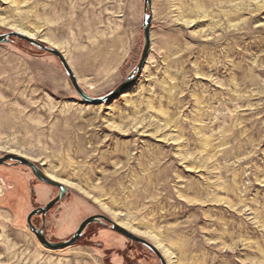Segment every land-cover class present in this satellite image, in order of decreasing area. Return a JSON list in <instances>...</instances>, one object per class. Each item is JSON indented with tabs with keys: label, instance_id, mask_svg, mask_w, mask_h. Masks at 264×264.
<instances>
[{
	"label": "rangeland",
	"instance_id": "374dc122",
	"mask_svg": "<svg viewBox=\"0 0 264 264\" xmlns=\"http://www.w3.org/2000/svg\"><path fill=\"white\" fill-rule=\"evenodd\" d=\"M152 15L140 77L100 105L55 55L1 43L0 158L24 156L67 187L46 214L52 242L103 214L168 264H264V0H152ZM143 19L144 0H0V34L58 48L95 97L136 68ZM0 186V264H161L107 222L48 249L27 217L59 189L14 160Z\"/></svg>",
	"mask_w": 264,
	"mask_h": 264
},
{
	"label": "water",
	"instance_id": "95a60500",
	"mask_svg": "<svg viewBox=\"0 0 264 264\" xmlns=\"http://www.w3.org/2000/svg\"><path fill=\"white\" fill-rule=\"evenodd\" d=\"M152 23H153V15H152V0H144V19H143V37H144V46L143 50L140 56V60L136 66V68L133 70V72L127 76L115 89H113L111 92L107 93L106 95L95 97L90 94H88L84 88L80 85V82L76 76V73L72 69L68 59L65 57V55L56 47H50L46 44L24 34L21 32H8L4 34H0V44L1 43H8L11 41L12 37H18L20 39H24L31 44L37 46L41 50H44L46 52H49L53 55H55L61 62L66 75L70 81V84L75 89V91L78 93L80 98L91 105H100L112 102L116 98H118L121 94H123L127 89L137 81V79L140 77L147 59L149 57L151 46H152V39H151V31H152ZM9 160L17 161L21 164H24L31 168L34 176L51 186H54L59 189V194L56 198L51 200L46 206L44 207H38L30 212V214L27 217V224L30 228V230L37 236L39 241L48 249L51 250H61L66 247L75 245L77 241L81 238L83 232L85 229L92 223L99 222V221H105L109 224H111V227L117 231L118 233L125 236L130 241L138 242L140 244H143L150 248L155 255L160 259L161 264H168L162 253L158 250V248L150 243L148 240L132 233L128 229L124 228L123 226L119 225L118 223L112 221L109 217L103 214H97L92 215L90 217H87L82 221V223L79 225L78 229L74 233V235L69 239L65 241H59V242H52L48 240L46 235L44 234L43 227L46 221V214L47 212L56 205L65 195L67 192V187L62 184L61 182L49 177L46 173L42 171V169L34 162L29 160L28 158L17 155V154H7L0 158V166L6 164ZM42 215L43 219V225L42 228L38 229L36 226L32 223V217L34 215Z\"/></svg>",
	"mask_w": 264,
	"mask_h": 264
},
{
	"label": "flooded vegetation",
	"instance_id": "af4514ba",
	"mask_svg": "<svg viewBox=\"0 0 264 264\" xmlns=\"http://www.w3.org/2000/svg\"><path fill=\"white\" fill-rule=\"evenodd\" d=\"M36 216H41V218H42V215H41V214H40V215H34V216L32 217V220H33V218L36 217ZM42 220H43V219H42ZM95 223H97V222H95ZM98 223H101V224L107 225L105 221H102V222L99 221Z\"/></svg>",
	"mask_w": 264,
	"mask_h": 264
},
{
	"label": "bare ground",
	"instance_id": "6f19581e",
	"mask_svg": "<svg viewBox=\"0 0 264 264\" xmlns=\"http://www.w3.org/2000/svg\"><path fill=\"white\" fill-rule=\"evenodd\" d=\"M1 193H2V188H1V186H0V195H1Z\"/></svg>",
	"mask_w": 264,
	"mask_h": 264
}]
</instances>
